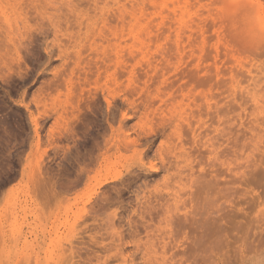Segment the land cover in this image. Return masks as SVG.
I'll list each match as a JSON object with an SVG mask.
<instances>
[{
    "label": "rangeland",
    "instance_id": "1",
    "mask_svg": "<svg viewBox=\"0 0 264 264\" xmlns=\"http://www.w3.org/2000/svg\"><path fill=\"white\" fill-rule=\"evenodd\" d=\"M249 1L0 0V264H264V0ZM160 14L178 20L170 64ZM181 102L179 141L160 118ZM172 146L186 158L163 165Z\"/></svg>",
    "mask_w": 264,
    "mask_h": 264
},
{
    "label": "bare ground",
    "instance_id": "2",
    "mask_svg": "<svg viewBox=\"0 0 264 264\" xmlns=\"http://www.w3.org/2000/svg\"><path fill=\"white\" fill-rule=\"evenodd\" d=\"M250 4L253 6L258 5V3L256 2V0H250L249 1ZM136 19V18H135ZM139 20V19H138ZM137 22V21H136ZM154 27H157L158 29H166L169 31H173L175 33V36L173 38H169V37H165V43L168 44L169 47H167V51L166 49H164V47L162 45H158L155 47V54L158 55L160 57L161 61H164L165 63H169L168 57L167 55L170 54L171 52H174L177 56H179V59L182 58L181 54H182V40L180 35L178 34V29L173 30V26L178 25V20L176 18L175 15L173 16H167V15H162L160 14L159 18L156 19L155 21H153ZM138 24H144L143 25V36L138 39V45H137V49L139 52V56L141 58V60L144 62L145 67L148 70H151L153 72H157L158 70H160L159 65H157L154 61H156V59L152 56V49H151V44L155 43L156 41H154L152 39V28H151V22L148 23L147 21H145V19L143 20V22H138ZM157 38V37H156ZM169 42V43H168ZM130 53V50H129ZM116 57H120L118 51L115 52ZM158 57V58H159ZM201 100H203V102H205V105L207 108H210V102L212 100V98L207 97V95H203L201 97ZM194 104V103H193ZM165 108L163 110H161V126H165L169 128V133L167 134L168 138H176L180 141L182 135H181V129H180V123L184 122L186 123L188 126L190 125L189 119L190 118H194V114L190 108V105L188 104H184L183 102L179 103V104H169L167 106V103H164ZM195 106V104H194ZM200 116V115H199ZM222 136H224V129L221 131ZM224 139V138H223ZM209 141V139L205 142L207 143ZM135 142V140H134ZM205 143H202V146L205 145ZM222 145H224L223 143L220 144V147L216 146L215 149H213V163L214 161L220 163V165H223V162L221 160L218 159V150L223 147ZM163 144L160 143L159 148H162ZM211 146V145H210ZM213 146V145H212ZM170 151L168 152V154H171V158L168 159V161L164 162L163 165H176L177 164V160L178 159H184L186 158L185 153H175V151H177V146H172L169 147ZM181 149V148H179ZM209 158V157H208ZM210 161V165H214L211 162V158H209ZM152 170H155V166H151L150 167ZM200 174L203 172V170L200 169ZM216 176L215 174L212 176L211 178V182L208 183L209 186H215L217 185L221 180H223V176H219L218 172H216ZM203 177V176H201ZM218 177V178H217ZM219 226V225H218ZM222 226V225H220ZM221 231L224 230L223 226L220 228Z\"/></svg>",
    "mask_w": 264,
    "mask_h": 264
}]
</instances>
